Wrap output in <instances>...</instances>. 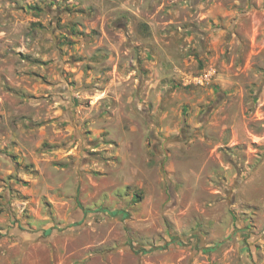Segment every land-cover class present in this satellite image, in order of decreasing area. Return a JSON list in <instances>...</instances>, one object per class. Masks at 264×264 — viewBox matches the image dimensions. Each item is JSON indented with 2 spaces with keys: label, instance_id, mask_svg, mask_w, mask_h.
<instances>
[{
  "label": "rangeland",
  "instance_id": "1",
  "mask_svg": "<svg viewBox=\"0 0 264 264\" xmlns=\"http://www.w3.org/2000/svg\"><path fill=\"white\" fill-rule=\"evenodd\" d=\"M0 264H264V0H0Z\"/></svg>",
  "mask_w": 264,
  "mask_h": 264
}]
</instances>
